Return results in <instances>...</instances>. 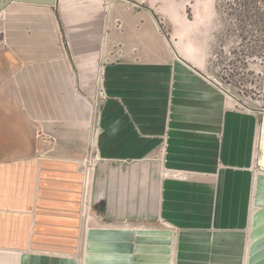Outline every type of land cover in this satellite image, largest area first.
Masks as SVG:
<instances>
[{
  "label": "crops",
  "instance_id": "1",
  "mask_svg": "<svg viewBox=\"0 0 264 264\" xmlns=\"http://www.w3.org/2000/svg\"><path fill=\"white\" fill-rule=\"evenodd\" d=\"M129 1L0 7V264H264V116Z\"/></svg>",
  "mask_w": 264,
  "mask_h": 264
},
{
  "label": "rangeland",
  "instance_id": "2",
  "mask_svg": "<svg viewBox=\"0 0 264 264\" xmlns=\"http://www.w3.org/2000/svg\"><path fill=\"white\" fill-rule=\"evenodd\" d=\"M6 1L9 0H0V3ZM111 1L112 8L108 14H121L125 0ZM225 1L227 0H130L129 3L137 8L150 6L164 32L173 28L181 17L203 22L212 38L208 72L222 87L233 93L238 107L252 110L262 117L264 58L248 57L239 52V37L231 30V22L222 11ZM70 38L74 43L79 40L72 33ZM234 72L237 74L234 75Z\"/></svg>",
  "mask_w": 264,
  "mask_h": 264
},
{
  "label": "trees",
  "instance_id": "3",
  "mask_svg": "<svg viewBox=\"0 0 264 264\" xmlns=\"http://www.w3.org/2000/svg\"><path fill=\"white\" fill-rule=\"evenodd\" d=\"M222 11L231 22V30L239 37V52L263 59L264 0H227L222 5ZM60 28L63 34L61 24Z\"/></svg>",
  "mask_w": 264,
  "mask_h": 264
},
{
  "label": "water",
  "instance_id": "4",
  "mask_svg": "<svg viewBox=\"0 0 264 264\" xmlns=\"http://www.w3.org/2000/svg\"><path fill=\"white\" fill-rule=\"evenodd\" d=\"M27 1H39V2H43V3H47V4H54V2H55V0H27ZM7 2L8 1L0 3V7L3 6Z\"/></svg>",
  "mask_w": 264,
  "mask_h": 264
}]
</instances>
